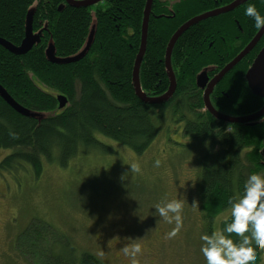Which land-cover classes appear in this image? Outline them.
I'll return each instance as SVG.
<instances>
[{"label":"trees","instance_id":"trees-1","mask_svg":"<svg viewBox=\"0 0 264 264\" xmlns=\"http://www.w3.org/2000/svg\"><path fill=\"white\" fill-rule=\"evenodd\" d=\"M261 1L248 0L234 12L244 14L248 3ZM212 2L152 1L138 70L139 84L147 97L161 96L168 90L165 50L173 33ZM145 5L146 0H100L89 6L66 0H0V39L19 46L26 28L37 37L24 53L0 44V172L29 171L37 179L45 164L65 166L85 149L98 147L110 152L101 137L140 154L164 129L169 137L179 134L199 146L198 199L207 223L205 233L210 234L213 221L230 208L229 198L242 191L248 175L264 174V117L254 125H238L202 111L196 75L204 64L220 61V53L208 49L199 52V40L207 28L221 32L220 17L182 32L170 54L176 82L172 95L161 103L144 102L135 93L132 72L141 44ZM247 21L254 24L249 17ZM92 26L90 47L80 59L49 61L45 51L50 43L56 57L74 56L84 48ZM255 54L254 50L247 58ZM217 88L212 103L221 111V84ZM59 95L66 99L63 107H59ZM234 99L240 101V95L227 98L232 104ZM239 104L250 105L244 93ZM230 125H235L232 131L227 130ZM171 128L174 130L168 132ZM229 221L230 215L220 222V230ZM47 229L51 227L45 222L33 220L17 236L16 243L33 253V264H106L88 251L77 257L61 256L53 248L59 237L53 231L46 234ZM230 235L234 241L238 239L235 233ZM255 252V264H259L264 250Z\"/></svg>","mask_w":264,"mask_h":264},{"label":"rangeland","instance_id":"rangeland-1","mask_svg":"<svg viewBox=\"0 0 264 264\" xmlns=\"http://www.w3.org/2000/svg\"><path fill=\"white\" fill-rule=\"evenodd\" d=\"M169 136L161 129L140 154L101 137L112 151L85 149L65 166L45 164L37 179L23 166L22 172H0V264H33V253L16 243L33 220L51 227L46 234L59 237L53 248L64 257L88 251L106 264H129L122 247L139 243L140 264H206L200 251L207 223L198 199L199 146L189 137ZM133 163L139 171L131 170ZM179 194L185 198L183 226L177 236L166 238L175 225L165 223L154 206ZM229 215L230 208L217 216L213 232Z\"/></svg>","mask_w":264,"mask_h":264},{"label":"clouds","instance_id":"clouds-1","mask_svg":"<svg viewBox=\"0 0 264 264\" xmlns=\"http://www.w3.org/2000/svg\"><path fill=\"white\" fill-rule=\"evenodd\" d=\"M244 14L254 21L256 29L264 28V15L253 3H248ZM160 163L157 159L154 166L159 167ZM130 167L132 171H139L138 164L133 163ZM184 203V196L179 194L154 206L155 213L165 223L175 225L165 233L166 238L177 236L182 228ZM229 204L230 221L220 231L202 234L200 251L206 264H255V249L264 250V174H249L242 191L230 197ZM192 205L198 207L196 202ZM233 233L238 238L236 241L230 235ZM122 251L130 258L129 264H140L137 257L142 253L141 244H125Z\"/></svg>","mask_w":264,"mask_h":264},{"label":"flooded vegetation","instance_id":"flooded-vegetation-1","mask_svg":"<svg viewBox=\"0 0 264 264\" xmlns=\"http://www.w3.org/2000/svg\"><path fill=\"white\" fill-rule=\"evenodd\" d=\"M212 5L208 7L205 10H202L201 12H198L197 14H194L191 18L196 17L200 14H209L210 12L222 10L224 7L232 4L233 2L237 0H212ZM248 0H244L241 2L238 6L234 8V10H230L228 12H223L218 14H214L212 16H208L204 19H201L196 23L202 22L207 19H214L216 17L221 18V32H216L213 28L205 30L203 35L201 36V39L199 40V47L200 51L203 50L208 51H215L219 52L220 54V61L215 63H207L203 65V68L201 71L196 75L195 83L197 87L202 92V100L203 94L206 89H208L209 84L218 76V74L227 67V65L239 54L241 53L245 47H247L251 41H253V38L257 35V33L262 29H256L254 24L249 23L247 21V16L245 14L238 12H234L237 7L242 5ZM256 8L260 11L261 15H264V0L261 2H256L254 4ZM243 11V10H242ZM189 20V19H188ZM235 25V29L232 27ZM193 25V24H192ZM225 40V41H224ZM260 40V41H259ZM259 41V42H258ZM264 47V30L262 31L260 37L256 41V43L252 46V48L249 50V52L244 55L236 64H234L229 70H227L221 78L215 82L212 85V88L209 92V102L211 106L218 111L219 113L234 117V118H242L247 117L250 115H253L257 111H259L264 106V95H258L255 93L249 86L248 81L246 79V72L252 65L254 59L256 58L259 51ZM256 51V54L252 58H247L250 52ZM201 74V75H200ZM198 75L201 76L204 81V85L200 86L197 84V78ZM221 84V111L216 109L214 107V104L212 103V97L214 96L215 89H218L217 86ZM241 93H244L246 95V98L250 100V105L242 107L239 102L241 101ZM237 94L240 95V101L235 100V104H232L227 100V98ZM263 101L261 107L258 108V103ZM242 109H244L242 111ZM203 112H208L211 115H213L209 109L205 106L202 108ZM246 111V112H244ZM239 112H244L243 114H239ZM214 116V115H213ZM264 117V114L253 120L248 122H231L227 120H221L222 122L226 123H238V125H254L259 119ZM222 125H224L222 123ZM235 125H230L227 130L232 131ZM241 126H237V129H239ZM264 147L262 149L263 153ZM264 156V153H263ZM264 163V158H263Z\"/></svg>","mask_w":264,"mask_h":264},{"label":"water","instance_id":"water-1","mask_svg":"<svg viewBox=\"0 0 264 264\" xmlns=\"http://www.w3.org/2000/svg\"><path fill=\"white\" fill-rule=\"evenodd\" d=\"M66 1L69 4L76 5V6H89V5H93V4L97 3L100 0H82V1L66 0ZM152 1L153 0H146V5H145V9H144V13H143V19H142V25H141V44H140L138 53H137L136 58H135L134 66H133L132 81H133L135 93L144 102L161 103V102L167 100L172 95V93L175 89V85H176L175 77H174L173 71L171 69V64H170V54H171L172 47H173L175 41L177 40V38L182 34V32L184 30H186L189 26H191L195 22H197L201 19H204L208 16H212L214 14L221 13V11L228 12V11L234 9L236 6H238L244 0H237V1L233 2L232 4L224 7L222 10L220 9L218 11L210 12L209 14H200L196 17H193V18L185 21L182 25H180L176 29V31L173 33V35L171 36V38L167 44L166 50H165V68H166L167 75L169 78L168 90L164 94H162L161 96L147 97L145 95V93L141 90V87L139 84L138 70H139L140 62L142 60V57H143V54L145 51L147 22H148V18H149V13H150ZM263 30H264V28H262L257 33V35L253 38V41H251V43L247 47H245V49L241 53H239L227 65V67L222 71V73L220 72L218 74V76L209 84L208 89H206L204 91L203 99H204L205 106L209 109V111L217 119L227 120V121H231V122H248V121H253V120L257 119L264 114V106H263L259 111H257L253 115H250L247 117H242V118H234V117L226 116V115L219 113L218 111H216L211 106V104L209 102V92L212 88V85L215 82H217L227 70H229L244 55H246L249 52V50L252 48V46L256 43V41L260 37ZM93 31H94V26L91 27V30H90V33L88 35V39H87V42H86L84 48L79 53H77L76 55L71 56V57H66V58L56 57L54 46H53V44L50 43L48 45V47L46 48V51H45L47 58L52 63H69V62L76 61V60L80 59L84 55V53L87 51V49L90 47V44L92 41V36H93ZM36 40H37V37L30 32L29 28H26L25 37L19 46H14L13 44H11V43L3 40V39H0V44L4 45L10 51H14L17 53H24V52L28 51L33 46V44L35 43ZM200 75H198L197 84L200 86H203L204 81H202L203 79L201 78ZM246 79L248 81L250 88L255 93H257L258 95H261V96L264 95V47L259 51V53L257 54L256 58L254 59L252 65L247 70ZM57 98L59 101V107H63L66 103V99L60 95ZM263 153H264V150H263Z\"/></svg>","mask_w":264,"mask_h":264},{"label":"bare ground","instance_id":"bare-ground-1","mask_svg":"<svg viewBox=\"0 0 264 264\" xmlns=\"http://www.w3.org/2000/svg\"><path fill=\"white\" fill-rule=\"evenodd\" d=\"M164 3H165V2H164ZM167 3H168V2H167ZM233 10H234V9H233ZM224 41H225V40H224ZM259 41H260V40H259ZM259 41H258V42H259Z\"/></svg>","mask_w":264,"mask_h":264}]
</instances>
